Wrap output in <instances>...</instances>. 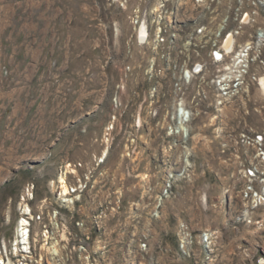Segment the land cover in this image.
Returning a JSON list of instances; mask_svg holds the SVG:
<instances>
[{"label":"rangeland","instance_id":"374dc122","mask_svg":"<svg viewBox=\"0 0 264 264\" xmlns=\"http://www.w3.org/2000/svg\"><path fill=\"white\" fill-rule=\"evenodd\" d=\"M261 39L264 0H0L6 263L264 264Z\"/></svg>","mask_w":264,"mask_h":264},{"label":"bare ground","instance_id":"6f19581e","mask_svg":"<svg viewBox=\"0 0 264 264\" xmlns=\"http://www.w3.org/2000/svg\"><path fill=\"white\" fill-rule=\"evenodd\" d=\"M249 18V16H246L245 17V19H248ZM142 30V34H143V36L144 35H146V30H144V29H141ZM263 41H264V39H261V43H260V46L263 44ZM233 45H235V40H234V34H231V32L228 34V37H227V39L225 40V43H224V45H222L223 47H224V49L225 50H227V51H229L230 52V50L231 51H233L232 50V48H233ZM259 46V47H260ZM242 56V55H241ZM246 59V58H245ZM244 59V61H246ZM239 64L238 65H236V67H238L239 68ZM262 74V73H261ZM241 78H243V79H245V74H243L242 75V77ZM226 81V84H230V82L232 81V79L230 78V76H226V78H225V80H224V82ZM260 86L262 87V88H264V75L262 76V77H260ZM183 113L185 114L186 113V111H183ZM65 183V182H64ZM64 187H65V192H68V185H67V183H65V185H64ZM25 224H27V221H25L24 222ZM3 264H12L10 261L9 262H7L6 263V261H4V263Z\"/></svg>","mask_w":264,"mask_h":264},{"label":"built area","instance_id":"2783aa9c","mask_svg":"<svg viewBox=\"0 0 264 264\" xmlns=\"http://www.w3.org/2000/svg\"><path fill=\"white\" fill-rule=\"evenodd\" d=\"M3 242L4 241H1V239H0V256H1L0 264H3L4 261H6V258H4V254H3V250H4V245H2V244H4Z\"/></svg>","mask_w":264,"mask_h":264}]
</instances>
